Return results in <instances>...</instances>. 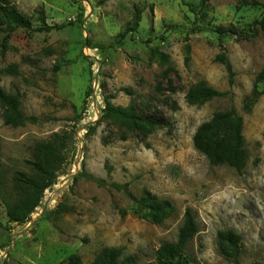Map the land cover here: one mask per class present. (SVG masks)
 I'll use <instances>...</instances> for the list:
<instances>
[{"label": "rangeland", "instance_id": "rangeland-1", "mask_svg": "<svg viewBox=\"0 0 264 264\" xmlns=\"http://www.w3.org/2000/svg\"><path fill=\"white\" fill-rule=\"evenodd\" d=\"M6 3L29 17L32 28L0 24V86L19 95L23 114L37 122L7 126L0 107V264H67L74 254L92 264L106 247L156 264L162 244L177 241L187 209L199 232L185 264H231L218 249L224 231L242 237L240 264H264V95L244 108L264 70V32L255 25L264 0H208L204 19L201 0ZM42 16L53 30H39ZM218 26L239 34L220 37ZM155 49L170 65L151 57ZM222 52L233 66V84L216 61ZM201 81L226 96L189 105L186 92ZM110 95L114 105L135 102L141 114L170 127L123 140L115 125L97 124ZM232 108L244 119L248 159L240 171L211 164L193 142L203 123ZM64 130L74 131V144L63 172L27 223H10L4 200L15 198V174H31L34 146ZM114 183L138 198L169 200L175 213L160 225L139 219Z\"/></svg>", "mask_w": 264, "mask_h": 264}, {"label": "trees", "instance_id": "trees-1", "mask_svg": "<svg viewBox=\"0 0 264 264\" xmlns=\"http://www.w3.org/2000/svg\"><path fill=\"white\" fill-rule=\"evenodd\" d=\"M0 24L13 28H32L29 17L9 7L7 0H0ZM201 0L202 18L207 17L206 3ZM139 15L134 20L137 27ZM44 28L40 31H51L54 27L48 26L45 17H41ZM264 32V16L255 21ZM215 32L220 36H234L239 32L233 26H218ZM244 35V34H243ZM223 45H221L222 47ZM223 48V47H222ZM186 60H190L191 49L186 47ZM151 57L157 59L161 65H170L169 57L159 50H152ZM216 61L225 66L230 84L234 82L235 73L233 66L224 52L220 53ZM261 85V88H259ZM133 95L131 89H124ZM264 95V70L256 78V86L252 93L245 99L244 108L250 111L258 99ZM226 93L219 92L210 87L205 81L198 82L189 87L186 92V102L191 106H204L215 98L225 97ZM113 96L105 98L103 114L97 122H108L122 131V139L129 136L147 138L152 133L169 128L170 123L159 120L149 115L141 114L135 102L126 107L112 103ZM0 107L5 125L13 128L24 127L28 123L35 124V117H27L21 110V98L17 94L7 92L0 86ZM244 119L232 108L228 111L217 112L212 118L203 123L196 131L193 142L197 150L204 154L213 165H227L237 170H242L248 159L246 141L243 134ZM94 130V129H92ZM74 131L54 133L48 140L37 143L32 150V159L27 161L32 173L17 172L13 183L15 198L1 197L6 204V213L10 223L23 225L27 223L36 208L40 205L47 189L52 187L68 163L73 150ZM100 186H105L104 181L93 179ZM115 190L122 192L133 203V214L142 220L155 225H160L175 213L174 204L166 199H159L152 195L136 197L126 186L111 185ZM125 214V213H124ZM199 228L191 209L184 214L183 226L180 229L176 242H165L156 252V264H185V252L189 242L198 234ZM242 237L233 231H224L218 234V249L223 257L231 264H240ZM67 264H82L79 255H71ZM92 264H138L136 256L125 255L122 247H106L95 257Z\"/></svg>", "mask_w": 264, "mask_h": 264}]
</instances>
